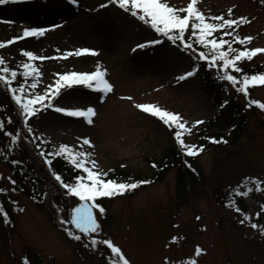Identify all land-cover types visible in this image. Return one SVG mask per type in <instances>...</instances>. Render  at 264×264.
<instances>
[{
  "label": "rangeland",
  "instance_id": "obj_1",
  "mask_svg": "<svg viewBox=\"0 0 264 264\" xmlns=\"http://www.w3.org/2000/svg\"><path fill=\"white\" fill-rule=\"evenodd\" d=\"M168 2L184 7L188 0ZM101 4L107 7L102 8ZM198 7L209 17L223 14L227 18L229 8L233 10V18L247 17L249 22L241 24L237 34L253 38L247 47L264 48L261 0H198ZM25 26L48 31L41 37L14 41L0 48V54L8 67L18 71L23 70L21 63L26 61L20 49L50 57L34 61L42 73L36 92L54 83L56 73L92 71L97 62L107 69V78L114 86L103 101L95 91L82 87L55 98L57 106L94 107L93 123L54 109H42L30 123L33 131L29 137L35 144L56 147L67 144L89 151L101 168L112 170L111 178L120 181L127 173L125 181L136 177L146 180L153 172L151 162L160 160L176 142L171 130L136 109L126 97L179 113L189 125L197 119L208 123L218 115L216 92L210 90L200 74L187 81L177 79L189 69L190 60L186 59L189 53L163 41L134 52L132 49L138 42H146L145 37L155 33L107 0H78L77 4L70 0H9L0 5V41L21 35ZM84 47L96 50L98 55L58 58L60 53ZM241 64L257 65L264 73V53ZM206 70L207 75L217 77L215 68ZM217 81L238 105L243 115L242 128L234 141L229 139L195 155L201 176L196 178L186 198H177V170L173 167L159 181L105 201V214L98 216L101 231L93 235L97 239H111L131 264H186L189 259H196L197 264H264V235L261 227L252 228L250 221L261 200L264 205V190H255L254 198H245L247 211L242 207L237 211L225 201L217 202L214 194L223 191L227 195L231 184L242 180L254 185L250 178L260 180L264 187V110L256 105L246 106L250 99L264 102V85L250 86L245 97L227 81ZM27 90L30 94L33 91ZM220 95L226 98L227 92L224 90ZM5 112L0 102L1 120ZM203 124L196 125L192 134L185 136L186 143L198 146L194 134ZM2 131L1 128L0 153L4 155L7 149L3 146ZM220 132L230 135L232 128L227 126ZM84 137L91 141V146L83 145ZM105 138L115 146L109 149ZM13 180L17 181L10 167L0 161V188L9 192L6 206L11 207V220L5 223L0 218V264H35L34 253H39L38 264H110L111 256L108 260L103 255L109 256L110 250L97 251L80 240L68 239L64 230L52 223L47 208L36 206L24 190L13 187L16 185ZM76 203L77 198L69 197L62 206L65 220H70ZM245 214L248 220L241 223ZM256 220L264 224V210L261 220ZM197 246L202 249L199 256L195 253Z\"/></svg>",
  "mask_w": 264,
  "mask_h": 264
},
{
  "label": "snow or ice",
  "instance_id": "obj_2",
  "mask_svg": "<svg viewBox=\"0 0 264 264\" xmlns=\"http://www.w3.org/2000/svg\"><path fill=\"white\" fill-rule=\"evenodd\" d=\"M9 0H0V5L8 3ZM72 4H77L78 0H70ZM107 3L113 5L115 8L123 10L125 14L130 15L135 21L141 22L142 26L155 33V35L145 37L144 43L138 42L134 49H144L151 45H159L162 43L171 42L173 45L183 48V51L189 53L186 59L190 60L189 69L185 70L177 77L178 81H187L188 78L194 77L199 71V64L197 61L206 62L209 69L215 68L217 70V77L222 81H227L235 88L237 92L243 93L248 97L249 87L255 85H264V73L247 74L242 71L239 62L244 60L251 61L253 57L259 53H264L262 47H233L234 43L238 45H247L253 38L251 36L241 37L237 34L236 29L241 25L248 23L245 16L233 18V10H227V18L221 15L206 16L198 7V0H188L186 6L176 7L171 5L168 0H107ZM264 3V0H261ZM100 7H107L101 4ZM57 27V25H53ZM48 31L43 27L25 26L22 29V34L0 41V48L6 45H12L14 41L23 40L28 37H41ZM217 34V35H214ZM159 37V38H157ZM229 37L230 39H226ZM194 46H200L204 50L197 51ZM206 50V51H205ZM59 52V50H57ZM20 52L26 61H22L21 68L23 69L22 76L27 82L31 79L30 88L33 90L31 94L25 88L24 83L13 87L12 82L17 81L18 74L13 68L6 64L3 56H0V82H3L7 87L8 92L11 93V99L19 108L20 114L23 116L25 127L28 133H32V128L29 125V118L37 116L40 111L47 109H54L55 112L64 114L68 117L83 118L88 124L93 123L92 117L96 115V109L92 106L81 107H64L57 106L54 99L62 95L67 90H75L82 87L95 91L98 94V99L103 101L108 93L113 91V84L107 78V69L97 62L92 71H65L63 73H56L54 83L47 85L45 89L36 92L39 83L38 77L41 76V71L34 61H43L50 59L43 55H37L34 51L20 49ZM82 54L98 55L96 50L90 48H79L72 52L60 53L58 58L67 59L69 56H81ZM57 58V57H51ZM235 73V74H234ZM125 99L132 101L134 107L141 110L143 113L150 114L152 117L162 122V125L167 129L172 130V135L179 149L188 156H195L198 152L203 151V145L197 146L195 144H188L185 142V136L191 135L193 128L196 125L203 124L202 120H195L193 124L185 120L179 113H174L159 105L152 103L136 102L132 97ZM228 100L225 99L221 107L226 105ZM256 105L259 109L264 110V102L256 99H250L247 107ZM4 125L0 122V128ZM11 140L15 143L18 140L17 135L9 133ZM39 139V138H37ZM213 142L217 141L214 137H207ZM226 143V141H223ZM83 145L91 146V141L84 137ZM37 148L41 145L37 144ZM41 157H44V164L51 167L52 160L48 157H61L72 168L79 170L71 181L65 182L61 174L51 169V175L59 186L65 190V195L78 199L75 207L71 209V217L68 221L74 225L80 233L85 234L89 238L91 247L106 246L110 250L111 261L110 264H131L130 260L126 258L121 248L117 246L111 239H97L93 234L101 231V223L98 216L105 214V208L99 203L101 198H110L118 194H123L126 191L135 189L140 184L149 183L146 180L132 181H118L115 178L109 177V169L105 171L100 167L98 162L92 158L93 153L89 151L77 150L73 146L67 144H60L52 153H45L41 151ZM16 163V161H13ZM155 167V165H153ZM254 181L256 191H262L261 181L251 178ZM12 183H15L13 180ZM4 189L0 188V192ZM239 195L248 196L252 189L246 191L236 190ZM231 206V203L230 205ZM264 210V205L261 206ZM237 211L239 209L237 208ZM2 212V209H0ZM257 215L260 213L257 212ZM4 222H8L7 213L3 214ZM248 220L247 214L241 223ZM63 222V221H62ZM252 228H257L258 225L251 224ZM261 234L264 235V227L260 228ZM68 235L79 241L80 235H75L72 231H68ZM173 240L176 237L172 238ZM202 252V249L197 246L195 253L197 256ZM167 262V258H165ZM186 264H197L196 259L187 260Z\"/></svg>",
  "mask_w": 264,
  "mask_h": 264
},
{
  "label": "trees",
  "instance_id": "obj_3",
  "mask_svg": "<svg viewBox=\"0 0 264 264\" xmlns=\"http://www.w3.org/2000/svg\"><path fill=\"white\" fill-rule=\"evenodd\" d=\"M225 38L230 39L229 37H225ZM248 44L241 46L238 45V43H234L233 47H237V46L247 47ZM194 47H196L199 51L204 50L200 46H194ZM197 63L200 66L197 74H200V78L208 84L212 92L214 90L216 92L215 94L218 102L217 109L219 110L218 115L214 116L212 121H208V123H204L203 126L194 134L196 140H198L200 145H203V150H205V149H210L211 147H215L219 144H222L224 143L223 141H227L229 139H232V141H234L241 131L243 115H241L238 105L235 102H233V98L230 95H228V90L225 89L224 86L222 85L219 86L217 84L218 78L207 75L206 62L204 63L197 61ZM241 63L242 61L239 62V66L242 68V71L244 73L250 75L254 73H261V69L257 65L252 67H245V65L242 66ZM16 71L18 74V79L17 81L12 82V86L16 87L18 86V84L24 83L26 89H31L29 87L31 84V79H28L27 82H25L22 76L23 70L22 71L16 70ZM224 90L225 92H227V97L221 98L220 94ZM225 99L228 100V103L226 105H223V107H221ZM0 102H3V105L6 108V112L3 113L5 121L0 119L1 120L0 122H2L4 125V127L2 128L3 130L2 142H3V146L6 147L7 149L6 154L4 153V155H2L0 153V161L6 163L10 167L15 178L17 179V181H15L14 183L16 185H14L13 187L24 190L23 192L27 194V196L33 201V203L36 206L41 208H47L52 223L56 225V227L63 229L68 239L70 240L74 239L73 237L68 235V231H72L75 235L81 236L80 241L82 243H84L88 247H91L89 244L88 236L80 233L79 230L75 228V226H73L67 220H65L63 216L62 206L67 201L69 196L64 194L65 190L59 186L58 182H56L51 175V169H54L56 172L61 174L65 182H69L76 174L79 173V170L72 168L61 157H48L49 159L52 160L51 167L43 163V160L45 158L41 157L40 155L41 151H44L45 153H52L57 147L43 146V145H41L40 148L36 147L37 144H35L32 141V139L29 137V133L27 132V129L25 127L26 122L24 121L23 116L20 114L19 108L12 101L11 93L8 92L7 87L3 82H0ZM31 120L32 118H29L28 123L30 126H31L30 124ZM227 126H231L232 128V132L230 133V135L226 133L222 134L220 132L223 128ZM9 133L18 136V140L15 143L12 142L11 136L8 135ZM207 137H214L217 141H220L222 137L223 141L213 142L212 140L207 139ZM10 151L13 152L10 153ZM194 157L195 156H188L186 155V153L182 152L179 149L177 143H175V145L169 146L165 155L162 156L160 160L151 162L153 172L150 178L146 179V181H149V183L146 184L159 181L162 178L161 176H163L169 169L174 167L177 170L176 172L177 198L185 199L187 192L193 190L195 181L199 179L198 178L199 176H201L200 167L195 163ZM13 161H16V163H13ZM153 165H155V167H153ZM127 177L128 174L124 173L123 179L120 181L127 180ZM193 178L195 180L191 181ZM137 180H143V179H139V177H136L133 181H137ZM247 181L248 180L246 181L242 180L239 183H236V185L231 184V188L234 189L231 190L230 188L227 192V195L224 194L223 191H214L217 202L219 200L221 202L225 201L228 205H230L231 203V207L235 209L242 207L244 211H247L246 202H245V198L247 196L239 195V193L236 191L237 189H239L240 191H246L251 188L252 191L249 192L248 196L254 198L255 196L254 185L247 183ZM141 185H145V184H140L138 186ZM220 188L221 187L217 189ZM135 189L126 192L130 194L131 192H134ZM230 191H233V193L231 194ZM114 197L101 198L99 199L98 202L101 203L103 207H105V201L112 200V198ZM8 200H9V192L6 190L0 192V209H2V212H0V218L4 219L3 214L7 213V217L9 221L11 220V209H10L11 207L6 206V202ZM256 201H260V200L257 199ZM262 202L263 200L259 202L258 205L259 207L256 208V210L253 213V217L250 219L251 223L257 224L258 227L264 226L262 222H258L256 220V218L261 220V205H263ZM257 212H259L260 214L257 215L256 214ZM91 248L97 251L106 250L105 249L106 246H98L96 248L93 247ZM103 255L106 259L109 260L110 253L109 256L106 253H104ZM32 257L35 259V264H38L39 253H34Z\"/></svg>",
  "mask_w": 264,
  "mask_h": 264
},
{
  "label": "bare ground",
  "instance_id": "obj_4",
  "mask_svg": "<svg viewBox=\"0 0 264 264\" xmlns=\"http://www.w3.org/2000/svg\"><path fill=\"white\" fill-rule=\"evenodd\" d=\"M104 143L107 145L108 144V148L111 149L112 147L115 146V144H113L114 142L112 140H109V138H105Z\"/></svg>",
  "mask_w": 264,
  "mask_h": 264
}]
</instances>
